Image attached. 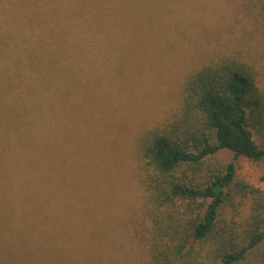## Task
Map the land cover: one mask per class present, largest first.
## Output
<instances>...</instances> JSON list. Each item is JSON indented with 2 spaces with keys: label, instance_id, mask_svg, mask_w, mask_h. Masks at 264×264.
<instances>
[{
  "label": "rangeland",
  "instance_id": "obj_1",
  "mask_svg": "<svg viewBox=\"0 0 264 264\" xmlns=\"http://www.w3.org/2000/svg\"><path fill=\"white\" fill-rule=\"evenodd\" d=\"M36 7L62 24L82 22L69 10L88 9L90 24L94 9L107 16L101 33L70 27L80 31L76 41L66 31L54 118L44 120L55 133L53 179L25 161L19 131L0 123V264H140L149 230L141 211L140 135L178 106L184 77L203 62L237 55L264 83L261 25L244 0H0V24L12 20L1 10H22L16 28L34 40L37 29H22L23 10ZM23 72L29 86L33 75ZM218 158L264 190V161L229 152Z\"/></svg>",
  "mask_w": 264,
  "mask_h": 264
},
{
  "label": "trees",
  "instance_id": "obj_2",
  "mask_svg": "<svg viewBox=\"0 0 264 264\" xmlns=\"http://www.w3.org/2000/svg\"><path fill=\"white\" fill-rule=\"evenodd\" d=\"M244 3L264 34V0ZM106 11L94 9L90 24L88 9L69 10L67 15H79L82 22L62 24L61 18H49L48 9L23 10L27 28L22 29L29 34L37 29L34 40L26 41L16 28L22 10H1L12 20L0 24V123L19 131L25 161L40 167L43 178L53 179L56 172L54 128L44 120L54 118L66 31L76 41L80 31L70 27L101 33ZM26 69L34 79L29 86L23 84ZM262 79L237 55L203 62L184 77L178 106L140 135L141 211L149 224L147 256L140 264H264V190L238 179L235 164L218 158L229 152L253 163L264 161ZM23 92L27 96L21 101Z\"/></svg>",
  "mask_w": 264,
  "mask_h": 264
}]
</instances>
